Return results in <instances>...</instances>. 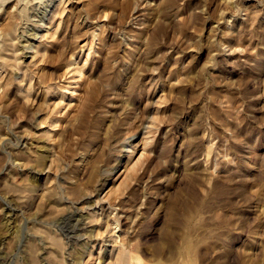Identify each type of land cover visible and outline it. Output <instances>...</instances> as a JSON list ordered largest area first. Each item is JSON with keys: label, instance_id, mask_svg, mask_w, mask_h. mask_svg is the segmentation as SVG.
I'll return each mask as SVG.
<instances>
[{"label": "rangeland", "instance_id": "374dc122", "mask_svg": "<svg viewBox=\"0 0 264 264\" xmlns=\"http://www.w3.org/2000/svg\"><path fill=\"white\" fill-rule=\"evenodd\" d=\"M0 85V264H264V0H0Z\"/></svg>", "mask_w": 264, "mask_h": 264}, {"label": "bare ground", "instance_id": "6f19581e", "mask_svg": "<svg viewBox=\"0 0 264 264\" xmlns=\"http://www.w3.org/2000/svg\"><path fill=\"white\" fill-rule=\"evenodd\" d=\"M51 2H52V0H51ZM51 5V3L49 4V5H47L45 8V10L41 13L42 15H41V20H43V18L46 16V13H47V11L49 10L48 8H49V6ZM52 6V5H51ZM63 8V7H62ZM43 9V8H42ZM65 8H63V10H64ZM59 10V9H58ZM61 10V9H60ZM63 10L62 11H60L61 13H60V15L63 13ZM68 10V9H67ZM19 12V11H18ZM38 15V14H37ZM52 15V14H51ZM59 15V14H58ZM30 19V18H29ZM58 19H60L59 18V16H58ZM85 20V19H84ZM9 22V21H8ZM10 23V22H9ZM59 24V23H58ZM47 26V25H46ZM56 30V29H55ZM32 32V31H31ZM82 32V31H81ZM52 34V33H51ZM49 35H50V33H49ZM91 35V34H90ZM48 40V39H47ZM46 40V41H47ZM13 44V43H12ZM44 46V45H43ZM33 47V46H32ZM20 52V51H19ZM18 54H20V53H18ZM42 54V53H41ZM40 55V53L38 52V50H37V48H35V51H34V53H33V56L31 57V61H33V60H35V58L37 57V56H39ZM16 56V55H15ZM41 56V55H40ZM9 61V60H8ZM17 61V60H16ZM15 61V62H16ZM10 63V62H9ZM21 63V62H20ZM75 63V62H74ZM16 64L17 65H19V63L18 62H16ZM23 65V64H22ZM33 65V64H32ZM73 66V65H72ZM70 66L68 65V68L65 70V75L67 76V75H69L70 77L69 78H72V79H75L73 76L74 75H76L75 73V69H71V68H69ZM17 70V69H16ZM79 70V69H78ZM78 70H77V72H78ZM78 75V74H77ZM81 75V74H80ZM63 77V76H62ZM61 77V78H62ZM82 77V76H81ZM68 78V77H67ZM1 79H2V77H1ZM71 79V80H72ZM70 81V80H69ZM70 82H72V81H70ZM76 82V81H75ZM4 83V82H3ZM2 83V84H3ZM31 84V83H30ZM1 86V85H0ZM70 86V85H69ZM55 88V87H54ZM58 88V87H57ZM64 88V87H63ZM95 88V87H94ZM67 89V88H66ZM68 90V89H67ZM67 90H64V91H62L63 93L66 91V92H68L67 93V96H61V97H59V100L56 102V100L54 101V102H56L54 105H53V99L55 98V96H54V94H51V96L50 97H47V99L45 98V103H47V105L49 104V105H52L53 107H52V110H54V109H56L57 110V108H61V106L63 105V101L65 102V107H67V108H70V107H72L73 105V100H74V98L77 96V95H79V94H77L75 91H67ZM21 92V91H20ZM32 92V91H31ZM22 93V92H21ZM23 93H25V97H26V99L28 98V95H29V93H30V87L28 86L25 90H24V92ZM58 94V93H57ZM66 94V93H65ZM33 95V94H32ZM87 96H89V94H87ZM94 96V95H93ZM83 97V96H82ZM86 98V97H85ZM88 98V97H87ZM29 99V98H28ZM33 100V99H32ZM30 101V100H29ZM85 102H86V100H85ZM84 102V103H85ZM34 103V102H33ZM38 103V102H37ZM39 103H41V102H39ZM42 104V103H41ZM76 104V103H75ZM39 105V104H38ZM77 105V104H76ZM41 106V105H40ZM80 106V105H79ZM49 109V108H48ZM51 109V108H50ZM66 110V109H65ZM56 112V111H55ZM66 112V111H65ZM52 113V112H51ZM49 115V114H48ZM24 143V142H23ZM27 143V142H26ZM50 144V143H49ZM146 144V143H145ZM143 152V151H142ZM145 153V152H144ZM147 155V154H146ZM138 156V155H137ZM131 157H132V155H130V156H127V163H128V161L131 159ZM143 157V156H142ZM138 164V163H137ZM131 165V164H130ZM129 166V165H128ZM137 166H139V165H137ZM129 167H132V166H129ZM128 167V168H129ZM134 167H135V165H134ZM125 169H127V167L125 168ZM125 169H124V171H123V173L122 174H126L128 171H125ZM135 169V168H134ZM128 170V169H127ZM50 172V171H49ZM132 172V171H131ZM130 173V172H129ZM122 176V175H121ZM120 176V177H121ZM123 178V177H122ZM128 178V177H127ZM127 178H125V179H127ZM120 180V179H119ZM123 181H124V179H122ZM115 189V188H114ZM99 190V189H98ZM113 190V189H112ZM109 192V191H108ZM108 192H107V194H108ZM111 192V191H110ZM12 197V196H11ZM86 198V197H85ZM13 199V198H12ZM17 201V200H16ZM110 202V201H109ZM139 207V206H138ZM137 207V208H138ZM76 209V208H75ZM121 209V208H120ZM73 211V210H72ZM71 211V212H72ZM113 215V214H112ZM101 217V216H100ZM78 218V217H77ZM82 218V217H81ZM72 219V218H71ZM126 219V218H125ZM111 220V219H110ZM127 221V220H126ZM130 221V220H129ZM66 222V221H65ZM108 222V221H107ZM113 222V221H112ZM122 222V221H121ZM81 223V222H80ZM91 224V223H90ZM113 224L116 226V228H117V226H118V223L117 222H113ZM69 225V224H68ZM111 225V224H110ZM84 226V225H83ZM112 228V227H111ZM112 231V230H111ZM86 232V231H85ZM122 238V237H121ZM117 242V241H116ZM115 242V243H116ZM114 243V244H115ZM116 247V249H115V251H116V255H115V259L117 260H119V259H121L122 258V254L124 253L123 252V250L121 249V248H119L117 245L115 246ZM100 251V250H99ZM115 251H113V252H115ZM188 252V251H187ZM189 254V253H188ZM87 256V255H86ZM90 257V256H89ZM82 258V257H81ZM99 260V259H98ZM114 260V259H113ZM117 260V261H118ZM88 261V260H87ZM115 261V260H114ZM78 262V261H77ZM95 262V261H94ZM116 262V261H115ZM82 263V262H81ZM97 263V262H96Z\"/></svg>", "mask_w": 264, "mask_h": 264}]
</instances>
